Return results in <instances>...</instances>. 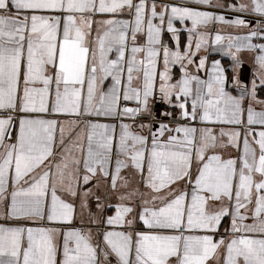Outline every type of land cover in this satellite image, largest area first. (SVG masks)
Here are the masks:
<instances>
[{
  "label": "snow or ice",
  "instance_id": "6c2138e0",
  "mask_svg": "<svg viewBox=\"0 0 264 264\" xmlns=\"http://www.w3.org/2000/svg\"><path fill=\"white\" fill-rule=\"evenodd\" d=\"M0 264H264V0H0Z\"/></svg>",
  "mask_w": 264,
  "mask_h": 264
},
{
  "label": "crops",
  "instance_id": "0c3cea01",
  "mask_svg": "<svg viewBox=\"0 0 264 264\" xmlns=\"http://www.w3.org/2000/svg\"><path fill=\"white\" fill-rule=\"evenodd\" d=\"M178 28H184V27H190V22H188L186 25H180L179 23H177L176 25ZM217 28L222 30L224 35H228V34H232V35H243L246 34V32L248 31L247 29H234V28H228L226 26H221V25H217ZM187 38V33L186 32H181V42L184 43L186 41ZM242 58L247 62L249 61V54L248 53H242ZM221 60L222 64H224L225 66H227L230 63V60L227 57H224L222 55V53H218V52H211L209 54V58H208V65L206 66V70L208 68H210L211 62L212 60ZM196 60L198 62L199 60V56L196 57ZM192 70H195V64L191 66ZM245 73H247V67H245ZM202 77L205 76V72L202 71L201 73H199ZM111 214V213H110Z\"/></svg>",
  "mask_w": 264,
  "mask_h": 264
}]
</instances>
